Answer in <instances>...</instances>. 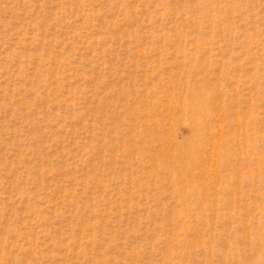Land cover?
<instances>
[{"label": "rangeland", "instance_id": "obj_1", "mask_svg": "<svg viewBox=\"0 0 264 264\" xmlns=\"http://www.w3.org/2000/svg\"><path fill=\"white\" fill-rule=\"evenodd\" d=\"M0 264H264V0H0Z\"/></svg>", "mask_w": 264, "mask_h": 264}]
</instances>
